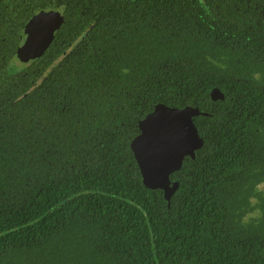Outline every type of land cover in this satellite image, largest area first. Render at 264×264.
<instances>
[{"label":"trees","instance_id":"trees-1","mask_svg":"<svg viewBox=\"0 0 264 264\" xmlns=\"http://www.w3.org/2000/svg\"><path fill=\"white\" fill-rule=\"evenodd\" d=\"M157 104L208 114L169 204L130 150ZM0 264H264V0H0Z\"/></svg>","mask_w":264,"mask_h":264},{"label":"water","instance_id":"water-1","mask_svg":"<svg viewBox=\"0 0 264 264\" xmlns=\"http://www.w3.org/2000/svg\"><path fill=\"white\" fill-rule=\"evenodd\" d=\"M61 15V9L48 8L31 17L19 35L17 60L27 64L46 51L60 29ZM210 98L216 101L224 96L214 88ZM198 115L207 116V113L188 106L177 109L157 104L139 120V133L130 142L142 184L150 190H161L167 204L178 188L177 182L170 181V175L180 170L185 157L193 159L195 151L203 145L192 121Z\"/></svg>","mask_w":264,"mask_h":264},{"label":"flooded vegetation","instance_id":"flooded-vegetation-1","mask_svg":"<svg viewBox=\"0 0 264 264\" xmlns=\"http://www.w3.org/2000/svg\"><path fill=\"white\" fill-rule=\"evenodd\" d=\"M33 61V60H32ZM31 61V62H32ZM14 64H17V65H19V64H23L24 65V63H21L19 60H17V58H16V56H15V60H14V62H13ZM28 64V63H27ZM255 77H258V75L257 76H255ZM221 92V91H220ZM222 94V93H221ZM209 96H210V92H209ZM224 96V95H223ZM211 99V98H210ZM223 100H224V98H223ZM212 101V100H211ZM216 101H220V100H216ZM216 101H212V102H216ZM222 101V100H221ZM189 107V106H188ZM202 113H204V112H202ZM208 115V114H207ZM199 116V115H198ZM201 116H204V115H201ZM194 118V117H193ZM193 118H192V121H193ZM139 122V121H138Z\"/></svg>","mask_w":264,"mask_h":264}]
</instances>
